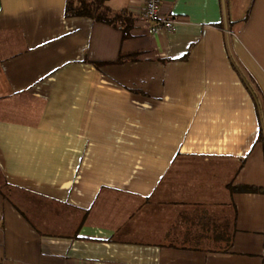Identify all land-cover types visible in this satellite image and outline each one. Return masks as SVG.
Here are the masks:
<instances>
[{"label": "crops", "instance_id": "1", "mask_svg": "<svg viewBox=\"0 0 264 264\" xmlns=\"http://www.w3.org/2000/svg\"><path fill=\"white\" fill-rule=\"evenodd\" d=\"M67 2L0 0V264H264V0Z\"/></svg>", "mask_w": 264, "mask_h": 264}, {"label": "built area", "instance_id": "2", "mask_svg": "<svg viewBox=\"0 0 264 264\" xmlns=\"http://www.w3.org/2000/svg\"><path fill=\"white\" fill-rule=\"evenodd\" d=\"M163 0H140L141 7L139 17L146 27L149 35H156L160 32L171 33L175 26V19L171 13L162 7ZM247 86L251 85L247 82Z\"/></svg>", "mask_w": 264, "mask_h": 264}, {"label": "trees", "instance_id": "3", "mask_svg": "<svg viewBox=\"0 0 264 264\" xmlns=\"http://www.w3.org/2000/svg\"><path fill=\"white\" fill-rule=\"evenodd\" d=\"M78 7L73 6V2L68 0L66 5V16H82L93 19L95 22H100L108 25H115L117 20L121 19V16L109 17L108 9L104 8L102 5V0H78ZM128 34L124 29L122 32V37H127ZM239 190H254L252 188L240 187Z\"/></svg>", "mask_w": 264, "mask_h": 264}, {"label": "rangeland", "instance_id": "4", "mask_svg": "<svg viewBox=\"0 0 264 264\" xmlns=\"http://www.w3.org/2000/svg\"><path fill=\"white\" fill-rule=\"evenodd\" d=\"M2 185V181L0 180V186Z\"/></svg>", "mask_w": 264, "mask_h": 264}]
</instances>
